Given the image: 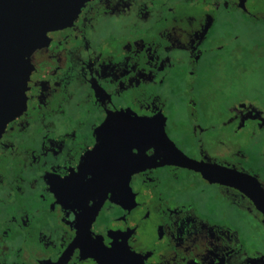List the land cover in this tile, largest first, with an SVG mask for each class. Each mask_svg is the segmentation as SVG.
I'll list each match as a JSON object with an SVG mask.
<instances>
[{"label":"flooded vegetation","instance_id":"obj_1","mask_svg":"<svg viewBox=\"0 0 264 264\" xmlns=\"http://www.w3.org/2000/svg\"><path fill=\"white\" fill-rule=\"evenodd\" d=\"M30 65L0 137V264H134L99 241L136 264H264V0H89ZM117 114L172 147L121 175L126 198L89 239L88 216L72 219L89 193L59 180ZM121 134L91 161L102 182Z\"/></svg>","mask_w":264,"mask_h":264},{"label":"snow or ice","instance_id":"obj_2","mask_svg":"<svg viewBox=\"0 0 264 264\" xmlns=\"http://www.w3.org/2000/svg\"><path fill=\"white\" fill-rule=\"evenodd\" d=\"M27 75L28 73H25L22 87L19 90L20 112L26 110L28 103L25 89L27 88L30 91L31 88L26 78ZM33 79H37V77H33ZM4 108V97L0 96V121L3 120ZM17 115H19V112H17ZM102 124L103 127L99 129L104 132V136L102 137L96 132V139L93 140L92 148L87 155L78 165L74 166V170L66 179L59 180L60 190L69 192L71 189L79 188L89 193L83 205L75 203L72 206V211L76 213L72 219L77 221L78 224L86 215L88 216L87 234L89 239L92 238L91 234L96 232L100 226L97 224L96 227H93L100 209L114 206L105 202L109 200L114 201L115 204L124 202L126 193L121 187V175L125 172L139 171V166L144 164L149 157L155 159L164 149L172 147L168 144L170 130L160 129L157 132L155 122L151 120L130 119L127 114H117L107 121H103ZM116 133H122L120 136L122 164L116 169L113 179L102 182L99 171L92 167L91 161L97 158L108 136ZM124 183L127 184V179ZM119 214L124 215L123 212ZM104 222L101 219L100 223ZM98 243L103 253L111 260L118 262L122 258H128L136 264V258L131 255L128 249L122 250L111 246V241L107 242L108 246H104L105 241H99ZM140 264H142V261Z\"/></svg>","mask_w":264,"mask_h":264},{"label":"water","instance_id":"obj_3","mask_svg":"<svg viewBox=\"0 0 264 264\" xmlns=\"http://www.w3.org/2000/svg\"><path fill=\"white\" fill-rule=\"evenodd\" d=\"M87 1L0 0V96L5 101L0 137L23 112L19 111V90L25 73L29 81L31 56L42 47L49 32L71 23Z\"/></svg>","mask_w":264,"mask_h":264}]
</instances>
